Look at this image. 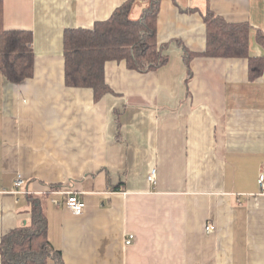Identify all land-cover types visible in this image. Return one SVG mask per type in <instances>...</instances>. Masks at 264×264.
Segmentation results:
<instances>
[{"label":"crops","instance_id":"crops-1","mask_svg":"<svg viewBox=\"0 0 264 264\" xmlns=\"http://www.w3.org/2000/svg\"><path fill=\"white\" fill-rule=\"evenodd\" d=\"M126 1L3 0L5 27L33 32L35 71L18 83L0 74V242L32 217L14 191L21 175L64 264H264V0H159L168 62L140 72L108 61L112 90L96 99L66 83L64 33ZM152 1L133 0L131 17ZM208 11L251 25L259 76L248 57L203 54Z\"/></svg>","mask_w":264,"mask_h":264},{"label":"trees","instance_id":"trees-1","mask_svg":"<svg viewBox=\"0 0 264 264\" xmlns=\"http://www.w3.org/2000/svg\"><path fill=\"white\" fill-rule=\"evenodd\" d=\"M133 0L119 6L112 16L92 28H68L64 33L66 83L88 87L96 99L110 93L105 78L108 61H125L130 69L153 71L165 65L169 57L158 40L160 1L153 0L138 19L131 17ZM207 49L203 54L221 57H248L251 76L263 71L262 59L249 56L251 25L229 23L208 11ZM34 35L31 30L7 29L4 25V2L0 0V74L18 83L35 71ZM264 43V42H263ZM195 54L186 52V63ZM32 204L30 221L6 234L0 242L2 264H64L62 253L49 237V221L42 202L25 194Z\"/></svg>","mask_w":264,"mask_h":264},{"label":"built area","instance_id":"built-area-1","mask_svg":"<svg viewBox=\"0 0 264 264\" xmlns=\"http://www.w3.org/2000/svg\"><path fill=\"white\" fill-rule=\"evenodd\" d=\"M149 179L152 183L157 184V169L156 168H153L152 171L150 172ZM24 184H25L24 178L21 175H19L14 182V191L16 193L27 194L28 191L21 189L24 186ZM259 184H260V191L261 193L264 194V168L262 169L259 175ZM66 203L68 207L75 214L82 213L86 206L85 202L79 197V195L75 191L67 192V202ZM206 228L208 232H213L215 229V225L209 224ZM134 237H135L134 234L132 233L129 234V237H127L125 240L126 244L129 245L133 243Z\"/></svg>","mask_w":264,"mask_h":264}]
</instances>
